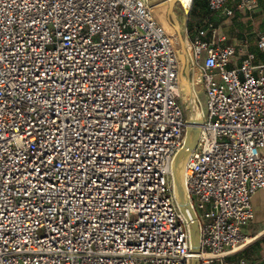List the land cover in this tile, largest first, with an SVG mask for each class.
<instances>
[{
  "label": "built area",
  "instance_id": "obj_1",
  "mask_svg": "<svg viewBox=\"0 0 264 264\" xmlns=\"http://www.w3.org/2000/svg\"><path fill=\"white\" fill-rule=\"evenodd\" d=\"M231 1L209 9L232 17ZM194 2L176 10L203 94L194 88L202 123L186 167L200 264H255L229 256L264 190V33L256 63L248 41L225 44L212 18L189 29ZM163 4L0 0V264H192L172 185L188 94L153 13Z\"/></svg>",
  "mask_w": 264,
  "mask_h": 264
},
{
  "label": "crops",
  "instance_id": "obj_2",
  "mask_svg": "<svg viewBox=\"0 0 264 264\" xmlns=\"http://www.w3.org/2000/svg\"><path fill=\"white\" fill-rule=\"evenodd\" d=\"M237 1L232 0L229 5L235 9L232 17L211 13L210 18L215 21L220 36L225 39V44L232 45L246 39L249 50L256 53L255 62L261 63L263 62V54L258 49L257 39L260 34L264 33V0H255L256 7L254 10L246 13L237 10ZM244 55V53L239 52L233 65H238ZM198 78H200L199 72L196 74V81ZM199 92H202L201 84ZM201 95L203 94L201 93ZM253 206L255 214L246 228L247 240L232 252L229 259L236 260L239 257H245L255 264H264V190H259L254 195Z\"/></svg>",
  "mask_w": 264,
  "mask_h": 264
},
{
  "label": "water",
  "instance_id": "obj_3",
  "mask_svg": "<svg viewBox=\"0 0 264 264\" xmlns=\"http://www.w3.org/2000/svg\"><path fill=\"white\" fill-rule=\"evenodd\" d=\"M177 0H168L167 21L176 31L180 45V59L182 62L181 80L183 85L187 86L188 92V109L190 117L188 118V128L186 131L185 142L176 153L172 162V185L178 206L189 224L192 253L194 257L192 264H200L199 255L202 253L200 242V227L195 210L191 205L186 186V167L193 150L196 148L200 135V124L202 118L194 112L196 106V95L194 90H190L192 84L190 59L187 50V41L183 33V25L178 20L176 9Z\"/></svg>",
  "mask_w": 264,
  "mask_h": 264
},
{
  "label": "rangeland",
  "instance_id": "obj_4",
  "mask_svg": "<svg viewBox=\"0 0 264 264\" xmlns=\"http://www.w3.org/2000/svg\"><path fill=\"white\" fill-rule=\"evenodd\" d=\"M167 8H168V4H163V5H159L157 7L154 8L153 13L155 18L157 19V21L169 32V34L172 36L173 41L175 46L177 47L178 50H180V45H179V40H178V35L176 33V31L171 27V25H169L168 21H167ZM177 16H178V20L180 21V23L183 24V27L187 24V20L185 15L180 12L178 9L176 10ZM191 23H195L198 22V18L195 17V15H192L191 18H189ZM223 26V25H222ZM230 44V41H229ZM202 62V61H201ZM200 78L197 79L196 84H197V88H200ZM184 89H186L184 87ZM188 90L185 91V94L187 96L188 94ZM188 104H189V99H188ZM188 116L190 117V112H187Z\"/></svg>",
  "mask_w": 264,
  "mask_h": 264
},
{
  "label": "trees",
  "instance_id": "obj_5",
  "mask_svg": "<svg viewBox=\"0 0 264 264\" xmlns=\"http://www.w3.org/2000/svg\"><path fill=\"white\" fill-rule=\"evenodd\" d=\"M209 0H195L194 7L190 13V18L192 15H195L198 18V22L195 25L201 26L204 24L205 20L211 17V11L209 9ZM194 23H191L189 19L188 27L192 29Z\"/></svg>",
  "mask_w": 264,
  "mask_h": 264
},
{
  "label": "bare ground",
  "instance_id": "obj_6",
  "mask_svg": "<svg viewBox=\"0 0 264 264\" xmlns=\"http://www.w3.org/2000/svg\"><path fill=\"white\" fill-rule=\"evenodd\" d=\"M177 8V7H176ZM188 55H189V53H188ZM196 74H198V71L196 70V73L194 74V78H193V81H192V84H191V87H190V90H194V88L196 89V90H198V88H197V84H196ZM186 89H184L185 91L186 90H188L189 91V89L187 88V86L185 85L184 86Z\"/></svg>",
  "mask_w": 264,
  "mask_h": 264
}]
</instances>
